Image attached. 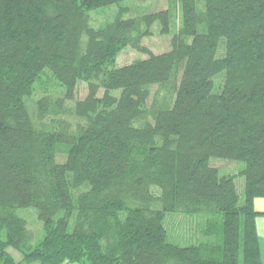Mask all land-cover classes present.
<instances>
[{"label":"trees","instance_id":"trees-1","mask_svg":"<svg viewBox=\"0 0 264 264\" xmlns=\"http://www.w3.org/2000/svg\"><path fill=\"white\" fill-rule=\"evenodd\" d=\"M119 1L0 0V264H262L264 0H177L182 28L159 53L142 39L170 33L174 9L90 25L86 8ZM124 46L148 56L108 68ZM46 68L66 90L41 115L86 79V123H34L25 96ZM153 86L169 94L150 106ZM212 157L245 162L243 195ZM21 207L46 229L34 246ZM177 212L204 216L199 242L170 239Z\"/></svg>","mask_w":264,"mask_h":264},{"label":"rangeland","instance_id":"rangeland-1","mask_svg":"<svg viewBox=\"0 0 264 264\" xmlns=\"http://www.w3.org/2000/svg\"><path fill=\"white\" fill-rule=\"evenodd\" d=\"M171 7L176 12L175 21L171 25L170 33H163L161 31V26L157 22L151 26L152 33L146 35L142 39V43L146 45L154 53H159L166 51L171 48V38L174 33L179 32L182 28V14L181 9L177 3V0H120L114 4L103 6L86 8L89 23L95 28L103 27L104 25L114 21L119 11H123V18H129L143 14L145 12L165 9ZM83 43L87 41L86 34L82 37ZM148 54L136 50L131 46L122 47L117 53L113 54L111 57L113 63L108 66L112 68L113 66H121L128 64L139 57H146ZM111 62V61H110ZM87 81L82 79L79 81L76 91V98L74 100H65V112L59 113V115H54L52 112L47 111L45 115H41L40 111V100L43 98H48L50 100H56L62 97L65 93V86H63L56 78L53 76L49 69H44L41 71L40 75L37 77L35 82L32 84L31 93L25 96V100L30 111V114L34 120V123L40 127L41 125L49 126L53 122V118L58 121L64 119L71 123L72 127H77L86 123V119L78 117L73 109L76 99H83L87 94ZM120 90H112L113 94H119ZM104 90L101 89L100 94L102 95ZM155 96L159 98H164L169 92L166 89L161 88L158 91L157 86L151 88L152 97L149 100L150 106L153 104ZM49 112V113H48ZM151 120V116L148 117ZM145 121V120H144ZM143 120L137 122L141 125ZM210 164L219 168L221 174L225 175H235V181L238 186L239 193L243 195L245 187V177L239 172L245 167V162L241 160H231L227 158L212 157ZM159 192V191H158ZM264 199V197H256L257 199ZM255 202V201H254ZM260 207L259 203L255 205ZM257 209V208H256ZM13 212L18 216L26 220V226L28 232L30 233L29 244L34 246L39 241H41L46 233V229L43 222L40 220L38 215V210L36 207H21L13 209ZM0 214H3L0 209ZM167 227L169 230V237L172 241L179 244H191L200 241V228L204 223L203 215H188L182 212H177L170 214L166 220ZM9 250H13L10 248Z\"/></svg>","mask_w":264,"mask_h":264},{"label":"crops","instance_id":"crops-1","mask_svg":"<svg viewBox=\"0 0 264 264\" xmlns=\"http://www.w3.org/2000/svg\"><path fill=\"white\" fill-rule=\"evenodd\" d=\"M255 200V205L259 203L260 207H256L259 211H264V199H257ZM257 229L259 234V244H260V251H261V257H262V264H264V215L259 216L257 218ZM10 253L14 256L16 260H21L22 255L17 250H9ZM30 264H39L38 262H32ZM63 264H77V263H63Z\"/></svg>","mask_w":264,"mask_h":264}]
</instances>
